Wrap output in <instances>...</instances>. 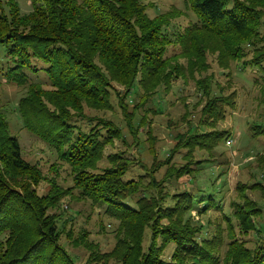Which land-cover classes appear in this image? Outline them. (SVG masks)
<instances>
[{"label": "trees", "instance_id": "trees-1", "mask_svg": "<svg viewBox=\"0 0 264 264\" xmlns=\"http://www.w3.org/2000/svg\"><path fill=\"white\" fill-rule=\"evenodd\" d=\"M185 3L197 20L184 33L171 31L177 11L150 16L143 0H31L32 10L27 13L16 0H9V11L0 12V74L28 86L19 101L24 124L55 147L71 167L73 181L63 187L50 179L47 193H39L37 186L48 177L23 156L0 98V264H79L62 242L64 233L89 251L85 264H264V224L256 221L264 205L249 198L245 186L241 187L243 201L232 203L233 214L241 232L253 231L258 237L248 245L231 228L222 260L224 236L218 232L204 237V224L192 218L195 210L202 213L217 207L213 194L201 198L189 190H159L154 174L155 187L147 193L143 181L126 177L130 164L126 157L118 152L105 155L107 145L123 138L114 120L100 118L94 129L86 131L75 119L86 117V107L113 109V94L126 109L124 99L137 82L139 94L142 89L144 95L153 94L161 85L170 86L173 76L208 68V51L217 53L223 67L252 53L243 63L256 70L264 93V0ZM174 44H183L182 51L167 55ZM181 57L189 64L183 66ZM29 72L45 74L52 87L31 81ZM198 85L207 98L199 124L214 127L225 119L227 108L236 107V92L213 95L209 78ZM141 106L138 103L132 114H126L130 133L138 140L145 123L141 118L135 126L134 114ZM255 125L264 131L263 125ZM227 136L216 128L191 132L186 139L178 136L177 145L190 152L198 145L210 150ZM104 158L108 166L100 165ZM190 167H169L165 172L169 177L163 180L180 177ZM250 188L264 190V185L258 181ZM68 195L90 201L118 221L111 251H101L85 232L74 236L72 228L59 227L58 215L50 210ZM170 244L174 248L166 257Z\"/></svg>", "mask_w": 264, "mask_h": 264}, {"label": "rangeland", "instance_id": "rangeland-1", "mask_svg": "<svg viewBox=\"0 0 264 264\" xmlns=\"http://www.w3.org/2000/svg\"><path fill=\"white\" fill-rule=\"evenodd\" d=\"M8 1L0 0V12L9 11ZM16 1L22 12L27 13L32 10L31 0ZM143 1L147 4V12L150 16H157L163 12H178L171 21V31L174 29L175 32H183L197 20L185 0ZM187 44L192 45L188 41ZM181 47L183 44H174L169 47L167 55L180 53ZM212 53L208 51L205 56L209 64L208 68L196 71L194 75L184 69L186 71L184 75L173 76L170 86L161 85L153 94L144 95V89L139 94L140 88L137 82L130 96L124 99L126 109L120 107V98L113 94V109L104 111L86 107L84 110L86 117L75 114V119L86 131L90 127L94 129L100 118L114 120L121 128L123 138H116L112 144L107 145L105 155L118 152L126 157L130 162L126 177L143 181L147 193L151 191L150 186L155 187L151 177V174H154L160 183L159 190L176 192L189 190L201 198L209 193L213 194L217 207L202 213L195 210L192 218L195 223L204 224L202 233L204 237H210L218 232L224 236L225 244L222 247V260H224L231 228L235 230L236 237L247 242L248 245H253L258 237L253 231L241 232L237 218L233 214L232 203L235 200L243 201L241 187L247 186L244 189L249 198L258 200L264 205V190L250 188L258 181L264 185V131L255 127V124L264 126V93L256 70L243 63L252 56V53H248L246 59H231L229 67L221 66L217 53ZM180 62L183 66L189 64L186 57H181ZM29 76L31 81H39L46 89L52 87L50 80L43 73L34 75L29 72ZM203 78L210 79L213 95H218L221 91L224 94L235 91L237 95L236 107L227 108L225 119L216 122L214 127L199 124L202 108L207 99L202 95L198 85V81ZM119 88L124 95L123 88ZM27 90L28 86L10 82L0 74V98L11 132L18 136L23 156L31 163H37L48 177L37 186L39 193H47L50 189V179L56 180L63 187H69L73 184L69 164L60 158L54 146L42 137H38L24 124L19 101L27 94ZM138 103L142 106L134 114V124L138 126L141 118L145 123V127L139 130V140L130 133L129 119L126 117V114L130 115L134 112L133 108ZM204 119L210 120L209 117ZM190 128L192 131L189 130ZM215 128L225 130L228 136L225 139L221 138L213 149L209 150L198 145L191 148L190 152L188 147L177 145L180 135L186 139L191 132L206 133ZM228 139L232 140L230 144ZM152 151L155 153L153 154ZM168 158H170L169 163L164 164ZM100 165L108 166L107 159L104 158ZM172 166L175 168L191 166V169L180 177L172 175L170 180L164 181L163 179L169 177L165 172ZM154 167H156L154 172L149 173L148 171ZM155 189L153 191L157 193ZM137 197L138 195L130 200L131 205H135L134 200ZM50 211L58 215L60 228L65 227L66 230L72 228L70 234L73 233L74 236L85 232L89 240L99 245L101 251L109 252L116 245L118 221L90 201L68 195L62 198L58 207ZM256 221L258 224H264V206L263 215ZM62 242L79 264L86 263L89 251L83 244L71 242L65 233ZM173 248V244L168 246L165 251L166 257L172 254ZM110 264L117 263L112 261Z\"/></svg>", "mask_w": 264, "mask_h": 264}, {"label": "built area", "instance_id": "built-area-1", "mask_svg": "<svg viewBox=\"0 0 264 264\" xmlns=\"http://www.w3.org/2000/svg\"><path fill=\"white\" fill-rule=\"evenodd\" d=\"M232 142V140L228 139V143L230 144Z\"/></svg>", "mask_w": 264, "mask_h": 264}]
</instances>
